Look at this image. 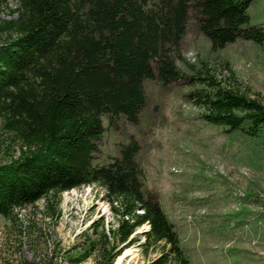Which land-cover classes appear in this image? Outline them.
I'll list each match as a JSON object with an SVG mask.
<instances>
[{
  "label": "rangeland",
  "instance_id": "1",
  "mask_svg": "<svg viewBox=\"0 0 264 264\" xmlns=\"http://www.w3.org/2000/svg\"><path fill=\"white\" fill-rule=\"evenodd\" d=\"M152 2L156 0H148ZM17 7V0H0V46L15 37L10 26L17 20ZM248 14L250 24L264 26V0H252ZM191 18L181 41L170 46L169 53L184 76L194 80L166 86L145 80L147 101L137 123L102 115L99 139L91 135V114L69 73L62 38L45 57L13 59L28 74L18 85L20 91L35 97L45 94L46 86L39 80L49 66L64 81V98L82 104L78 102L79 112L72 120L57 121L58 129L52 126L47 135L29 136L40 126L28 121L30 112L22 108L19 90L0 81V195L11 189L28 196L40 188L41 181L34 176L60 171L80 185L59 196L44 192L32 205H8L0 213V264H72L69 258L86 246L82 232L93 222L98 223V233H109L116 224L112 206L118 205L107 201L106 187L96 173L104 166L119 168L117 148L128 138L139 145L136 161L144 195L173 225L188 264H264L263 140L206 123L201 109L188 97L193 90L205 88L195 78L206 76V66L221 85H234L264 104V45L237 40L212 52L208 40L194 30ZM12 108H17L16 114ZM67 132L73 135L66 137ZM80 144L86 147L84 152L76 149ZM123 200L136 215V198L127 195ZM148 232L147 223L136 227L130 238L138 241L112 264H151L163 249L167 252V246L150 244L145 237ZM109 251L111 245L99 246L79 264H104Z\"/></svg>",
  "mask_w": 264,
  "mask_h": 264
},
{
  "label": "trees",
  "instance_id": "2",
  "mask_svg": "<svg viewBox=\"0 0 264 264\" xmlns=\"http://www.w3.org/2000/svg\"><path fill=\"white\" fill-rule=\"evenodd\" d=\"M251 1L156 0L149 4L148 0H17V20L10 26L15 37L0 46V81L19 90L22 108L30 112L28 121L40 126L29 131V136L44 132L47 135L52 126L58 129L59 119L72 120L73 114L79 112L76 106L80 101L64 98V81L55 69L45 67V74L39 80L46 86L45 94L42 92L35 97L20 91L18 85L28 74L25 68L13 63V59L22 56H30L33 60L49 55L62 38L61 48L68 71L72 80L75 77L86 110L91 114V135L99 139L103 133L102 115L108 120L117 117L137 123L147 101L143 88L145 80H154L164 86L177 80H194L184 76L174 64L173 54L169 53V47L181 41L189 18L192 17L194 30L208 40L212 52L237 40L264 45V26L250 24ZM190 10L191 17L188 16ZM188 67L195 72L192 65ZM204 68L206 76L195 79H200L205 88L188 94L192 104L201 109V119L229 132L240 131L250 137H260L264 143V104L234 85H221L206 66ZM31 108L35 109L33 116ZM11 112L16 114L17 108H12ZM68 125L69 122L63 126ZM71 135L72 132L65 133L66 137ZM76 149L84 152L86 147L80 144ZM138 150L137 141L128 138L117 148L119 168L111 170L104 166L97 171V179L106 187L107 201L118 205L112 206L116 224L109 233H98L97 221L83 231L86 246L69 258L72 264L84 261L97 247L108 245H111V252L104 264H112L125 248L138 241L130 237L143 223L149 226L145 237L150 244L167 246V252L163 249L151 264H188L173 225L144 195L142 173L136 161ZM35 177L41 181L40 188L28 196L12 193L13 190L6 187L9 191L0 195V213H5L10 204L18 208L32 205L44 192L59 196L80 185L63 171ZM127 195L136 198L139 203L136 209L141 213L136 211L135 215L130 211L123 200Z\"/></svg>",
  "mask_w": 264,
  "mask_h": 264
},
{
  "label": "bare ground",
  "instance_id": "3",
  "mask_svg": "<svg viewBox=\"0 0 264 264\" xmlns=\"http://www.w3.org/2000/svg\"><path fill=\"white\" fill-rule=\"evenodd\" d=\"M125 255V254H124ZM122 258V257H121ZM113 264H119V262L118 261H116L115 263H113Z\"/></svg>",
  "mask_w": 264,
  "mask_h": 264
}]
</instances>
